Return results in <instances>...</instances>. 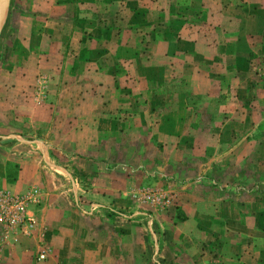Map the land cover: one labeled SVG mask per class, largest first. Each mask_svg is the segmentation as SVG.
<instances>
[{"label": "crops", "instance_id": "crops-1", "mask_svg": "<svg viewBox=\"0 0 264 264\" xmlns=\"http://www.w3.org/2000/svg\"><path fill=\"white\" fill-rule=\"evenodd\" d=\"M16 4L0 191L39 205L0 264H264V0Z\"/></svg>", "mask_w": 264, "mask_h": 264}, {"label": "built area", "instance_id": "built-area-1", "mask_svg": "<svg viewBox=\"0 0 264 264\" xmlns=\"http://www.w3.org/2000/svg\"><path fill=\"white\" fill-rule=\"evenodd\" d=\"M142 201L154 207L165 208L171 198L161 191L147 190L140 196ZM39 205V197L35 189H30L23 195H9L0 192V236L2 240L13 241L16 236L30 237L34 226V215L31 206ZM46 250L38 251L36 261L45 259Z\"/></svg>", "mask_w": 264, "mask_h": 264}, {"label": "rangeland", "instance_id": "rangeland-1", "mask_svg": "<svg viewBox=\"0 0 264 264\" xmlns=\"http://www.w3.org/2000/svg\"><path fill=\"white\" fill-rule=\"evenodd\" d=\"M16 2H18V0H8V2H7V5H6V7H5V11H4V17H3V19H2V21L0 22V64L2 65L3 63H4V60H3V58H4V55L6 54V49H4V48H2V39H3V37H4V34H5V29H6V27H7V25H6V21L5 22H3L4 20H6V19H12V17H14V15L15 14H17L18 12H19V8L18 7H16V6H18V4H16ZM7 15V16H6ZM9 30V29H8ZM2 52H4V53H2ZM0 65V66H1ZM1 70V69H0ZM2 78V76L0 75V79ZM40 82H41V80H39ZM3 93H5V92H2V91H0V96L3 94ZM37 93V92H36ZM39 94V95H38ZM38 94H37V97L38 98H40L41 97V92L39 91L38 92ZM6 127H8L9 129V131L8 132H11L13 135L12 136H9V137H11V139L10 140H5L4 142H2V144H0V148H3V147H5V146H9V145H11V144H13L14 143V140H12L14 137H16V140L18 141V138H20V132H22V135L24 136L23 138L21 137V139H23V140H28V139H34L35 138V135L34 134H36L35 133V131L34 130H32L30 127L28 128V126L26 127V125H24L23 123H19V122H12V123H8L7 125H6ZM2 127H0V132H2ZM28 132L30 133L29 135H27L28 134ZM26 135L28 136V137H26ZM15 139V138H14ZM1 151V150H0ZM147 190H151V191H153V190H155V191H161V192H163V194H167V196H169L170 198H171V196H170V194L171 193H168V192H166L164 189H162V188H154V187H151V188H146V189H143V190H141V191H139L138 192V198H142V197H140L141 195H142V193L144 192V191H147ZM0 192H3V191H0ZM172 195V194H171ZM141 201H142V199H140ZM170 203H171V201L169 202V205H170ZM153 208H155V209H159L158 207H154L153 206ZM164 208V207H163ZM163 208H160V209H163ZM166 208V207H165ZM164 208V209H165Z\"/></svg>", "mask_w": 264, "mask_h": 264}, {"label": "water", "instance_id": "water-1", "mask_svg": "<svg viewBox=\"0 0 264 264\" xmlns=\"http://www.w3.org/2000/svg\"><path fill=\"white\" fill-rule=\"evenodd\" d=\"M8 0H0V22L4 17L5 7L7 5Z\"/></svg>", "mask_w": 264, "mask_h": 264}]
</instances>
